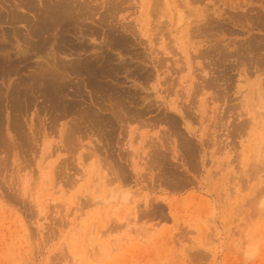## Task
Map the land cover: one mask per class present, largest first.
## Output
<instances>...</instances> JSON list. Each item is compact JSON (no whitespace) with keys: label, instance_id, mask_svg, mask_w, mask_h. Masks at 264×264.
Returning a JSON list of instances; mask_svg holds the SVG:
<instances>
[{"label":"rangeland","instance_id":"rangeland-1","mask_svg":"<svg viewBox=\"0 0 264 264\" xmlns=\"http://www.w3.org/2000/svg\"><path fill=\"white\" fill-rule=\"evenodd\" d=\"M43 1L45 0H36L39 6L37 4L38 8H35H42L41 2ZM241 1L243 0H236L239 4H243ZM260 1L249 0L247 9L237 8L235 10L239 13H249L247 16L251 15L252 18L256 17L257 13L261 16L264 13V0ZM20 2L19 0H0V16L2 17L0 21L1 19L2 21L8 20L7 15L11 17L13 13L18 11L21 15H28L27 17H30L29 20H32V23L35 22L37 19L35 12L33 13L31 8L30 11L27 9L29 7L21 3L24 6L22 7ZM109 2L115 5L112 7L114 10ZM166 2L160 0L159 4L150 5L147 9V7L143 8L144 0H97L95 3L93 2V6H96V11H98L97 15L93 19L86 20L85 23L91 24L95 29L99 27L97 28L99 36L92 38L91 34L88 36L86 29H83L86 33L83 37L82 28L85 27L80 22L81 28L77 22L74 24L75 31L67 33L66 44L61 42L63 45L57 46L65 53H71H69L70 56L67 55L69 58L64 57L65 60L63 59L68 65V60L71 58L72 62L70 61V63L76 60L75 64L79 61L78 64L81 65H84L83 59L85 62L87 58L90 60L92 58L96 60L94 63L99 65H95V67L100 68L103 58L111 56L113 58L111 62L121 64L123 68L125 67L124 64L129 63L128 68L140 69V71L149 74L148 78L136 79L131 77L130 73L127 76V71L125 69L123 71L121 68L119 72H116L117 75L113 71L110 77L102 76L101 80H105L106 83L118 82L117 85L120 88L134 90L136 93L134 95L136 100L133 99L134 109L145 111L146 115L142 120L146 124L151 121V124L148 123V125H144L143 122L130 121L127 122L130 125L128 128L126 125L120 127L121 124L125 123H117L116 134H114L109 145L98 134L90 136L87 128L90 130L92 125H88V122H80L79 118H76L77 109L83 110L89 107L87 105L94 106L95 104L96 106L99 104L97 102H102L101 93L91 91L87 85L86 81L88 80L83 77L84 72V75H79V77L67 73L68 70L63 71L62 67L59 69L60 66L56 67L58 70L54 68L56 71H60V74H64L62 77H66L67 81L71 83L73 80L74 84H79L80 89L82 88L79 91L82 92L83 96L79 92L80 95L77 93L78 96L76 94L77 97H74L71 94L72 91H69L70 95L63 97L66 101L68 99L67 102L73 101V98L77 102L81 96L78 106L83 103L82 106H79L81 108L77 106L76 110L70 108L71 111L74 110V113L70 111L66 114L61 110L46 108L48 102L39 91H36L37 88L35 91L33 89L23 90L22 85L21 93L24 96L21 94L22 98L17 99L19 101L18 107L21 108L13 110L10 105H6L11 103L8 99L11 98L9 90L12 91L13 88L14 91L16 85L22 81L28 82L31 79L28 77L33 72H37L34 70L38 69L35 68L38 65V56L32 57L31 55L32 59L29 57V61L31 60L30 68L23 67L22 69L21 65L11 66L14 70L12 74L11 67L6 68L8 72L5 68H2L3 71L0 68L2 71L0 74H3L0 75V91L1 93L4 92L6 97L5 100H3L4 98L1 100L3 105L1 104L2 111H0L3 113V115L0 113L2 117L0 123V264H264V190H262L264 187V128L260 125V128L256 124L253 125L256 120L251 114L240 115L239 109H234L235 111L231 109L232 107L228 108L230 111L227 109V106L230 107L233 103L240 105L243 99L242 94L246 92V82L235 69L231 71L234 78L229 84L231 88L230 100L218 99L213 101L211 100L212 95H210L212 94L211 90L205 89L200 92L196 104L202 105L203 102L210 104H208L206 113L207 119H201L200 116H197L198 114L193 117L187 115V112H184L185 114L179 112L173 100L179 101V104L187 102L185 94L187 90L184 86L187 84L189 76L186 71L182 74L167 71L168 68L171 70V67L175 66L174 61L177 58L173 55L176 49L172 53L173 47L169 48L168 46H170L169 43L172 44L171 46L175 44L173 41L175 37L170 35V31L176 22L174 19V17L176 18V10L181 6L182 9H185L187 3L183 0L184 5L181 4L176 8L172 4V0H169L168 4ZM214 2L220 9L228 10L229 0H204L199 3V8H203L205 5L213 7ZM17 3L20 4V7ZM226 5L227 9L224 8ZM259 6H262L261 9ZM103 11L104 13L111 11L112 14L106 22L99 20L100 13ZM144 11H147V18L150 17L149 19L157 26V30L162 33L165 32L163 33L165 39L162 41L159 36L156 37L154 46L151 45V47L148 42H143L145 37L142 34L137 37L132 31L128 32L123 29V24L128 25V22L140 23V18L146 17L142 13ZM186 12L188 13L187 10ZM228 14L227 12L226 14L222 13L221 16ZM2 21L0 28L2 27L4 31L7 29V33H13V29L16 27L14 24H18L16 29L19 33L21 31L19 34L21 37H17L23 44L18 42L19 39L16 36L10 34V36L15 37L10 38L9 35H6L8 37L6 47L12 42H16L15 44L12 43L14 47L10 46L11 50L8 47L10 50L8 52L15 57L18 47L21 45L24 47L23 38H27V33L29 34L30 31L23 23L13 22L14 24H12V22ZM252 21L256 22L253 19ZM165 22L169 25L167 26ZM114 23L119 32L130 39L128 43L132 42L131 45H129L130 43L127 44L129 52L109 46L107 34L109 30L106 28L115 26ZM226 23V26L232 31L235 29L233 34L227 32L224 35L227 37H225L226 41L232 37L234 41H240L250 34L255 37H264V29H254L251 33H246L244 32L246 26L243 29L240 27V23L234 20ZM4 31L0 30V35ZM123 32L127 34L125 35ZM176 34L183 37L182 34ZM30 37L29 35L27 40H32ZM202 39L203 37L196 39L193 37L192 40ZM72 43L73 45H71ZM79 43L84 44V46ZM78 44L82 48L77 47ZM85 44H88V50ZM64 45H67L65 46L66 49ZM72 46L75 47V51H72L74 49ZM165 46L169 48H167V53L163 52ZM181 46L182 43L178 40L177 46H175L177 47L176 51L181 52ZM3 52L5 51L2 50L0 54L2 57H6L8 52ZM98 53L99 55H97ZM132 53H139L142 56L139 55V59L136 58L137 56L134 57ZM56 55L62 60L59 54ZM159 57L162 60L158 61ZM49 58L50 56L46 59ZM54 62L50 63L53 64ZM111 62L108 63L109 66L113 64ZM197 64L199 65V63ZM200 72L198 71V73ZM238 85L245 86L241 88L242 94L237 91ZM27 86L31 88L30 85ZM34 87L37 86L34 85ZM23 91H26V94L31 91L28 95L31 97L30 101H27L28 97L25 99L27 95ZM95 95L98 96L95 97ZM95 100L96 103H94ZM104 101L105 103L108 102L105 99ZM212 102L217 105L215 113L219 111L224 118V124H217V127L215 123H212L213 117L208 119L211 115L213 116L211 114L213 111H210L211 106H213ZM20 104L22 105L20 106ZM128 104L130 103L128 102ZM149 104H151V108L148 111L146 109ZM254 108L256 109L254 112L259 113V107L254 106ZM172 118L175 119L173 127L170 126L171 123L169 122ZM244 118H250L249 120L254 122L250 121L252 125L247 127L246 133L228 137L226 134L229 131L233 133L234 123L242 122ZM155 119L161 120L155 122ZM13 121L16 123L14 124ZM75 123H78V127ZM187 124L195 129V134L188 131ZM15 125H21V128L19 129ZM68 131L70 135H68ZM165 131L166 133L169 132V135ZM176 133L177 135H175ZM202 135L205 140L209 139L207 145H202ZM188 137L193 139L198 150V154L195 155L192 163H196L199 168L196 171L190 170V164L185 163L189 167V172L185 165L178 169L175 166V163L180 165L188 160L180 145L187 141ZM152 141H156L158 146L165 143L167 148L170 147V150L168 149L170 157L174 147L179 155L181 152L184 153L185 159L181 163L172 161V157L168 156L170 161L164 163V170L171 172L177 170L178 176L194 178L193 181L195 180L196 183L192 182V184L189 183L184 187L179 186L176 188L177 190L163 181L162 185H156L159 182L157 176H160L158 174L162 171L158 169V166H156L157 169L155 166L149 168L150 162H146L149 160L147 153L155 147ZM94 145L100 146L101 150L95 151L97 146ZM108 146L110 151L107 149ZM86 149H90L88 151L93 149L98 157H96L97 155L87 156L84 154V152H88ZM106 150L109 151H107L109 160L113 161L116 169L119 165L125 169L126 175H128L126 180H123L124 178L122 174L120 176L119 172L115 176L113 171L111 172V169L107 168L108 164L104 160L107 154L105 153ZM80 154L83 159H79ZM202 155L204 156V163H201ZM182 158L184 157H180L179 160L181 161ZM135 165H137V171ZM107 176L109 180L105 178ZM170 178L172 176L168 177V179ZM153 183H155L154 186ZM181 183L183 182L181 181ZM171 198H174L172 211L169 208Z\"/></svg>","mask_w":264,"mask_h":264},{"label":"bare ground","instance_id":"bare-ground-1","mask_svg":"<svg viewBox=\"0 0 264 264\" xmlns=\"http://www.w3.org/2000/svg\"><path fill=\"white\" fill-rule=\"evenodd\" d=\"M96 1L97 0H45V1L41 2V4H43L42 8L37 9L39 4L36 2V0L35 1L34 0H19L20 4L21 3L25 4V6L29 7V8L26 7L27 9L30 10V8H31L33 10L32 12L33 13L35 12V14L37 16V19H36L37 21L35 20V22L32 23L31 22L32 20H29L30 17L28 18L27 14H26L27 16H25L23 14L21 15L20 12L17 11V13H16L14 10H12V11L15 12V13H13L11 11L13 13L11 17L7 15L8 20L4 19L2 21V19H1V21L4 22L6 20L5 21L6 23H9V22L11 23L12 22V24L18 23V22L19 23H23L25 26H27L28 30L30 31L29 34L27 33V35L28 36L30 35L32 37V38L30 37L32 40H27L28 36H26L27 38H23L24 47H22V45L19 46L17 51H16V53H15L16 56L13 57V56H11L12 54H10V52H8V51L11 50L10 46L12 45V43L15 44L16 42H12L11 45H9V46L7 45V47H6V41H7V38H8L6 35H9L10 38H15L14 36H16V38L19 39V37H17V36H20L19 34L21 33V31L19 33V31L16 29V28H18L17 27L18 24L17 25L14 24L16 27L13 29V33H10V32L7 33L6 32L7 29L4 31V29H2V27H1L0 30L4 31V33L2 32L3 34L0 35V52L3 50V51H5L3 53H6V52H8V53H6L7 55L5 54L6 57H2V55L0 54V68L1 69L2 68L6 69L8 67L10 68L11 66L17 67V66H20V65H21L22 69H23V67L24 68H30L31 67L30 66V63H31L30 61L31 60L29 61V57L31 55H32V57L33 56L34 57L38 56L39 57V58H37V59H39V60H37L38 65H36V67H35V68H38V69L34 68L35 69L34 71H37V72H35V73L33 72V74L28 77L29 79L31 78L30 79L31 82H30V80L29 81L27 80L28 82H30L29 84H27L28 82L25 83V81H22V82L20 81L21 83L16 85L17 88H16V86L14 87V91H13V88H12V91L9 90L10 91L9 94H11V98L9 97L8 99H10L9 102H11V103L10 104L8 103L6 105L7 106L10 105L11 106L10 108L13 109V110H16L17 108L18 109L21 108V107H18L19 101L17 99L22 98V96H21V94H22L21 93L22 92V90H21L22 86H23V90H25V89H33V91H35V88H37L36 91L37 92L39 91L41 96H43V98L48 102V105H46L47 106L46 108H49V109L51 108V109L56 110V111L57 110H61V112L66 113V114L70 113V111H71L70 108H74V110H76V108L78 106V103H80L79 101H81V100H79V99H81V96H80V98H78L77 102L74 101V98L72 99L73 101L67 102L68 99L66 101V99L64 100L63 97L64 96L67 97L66 95L69 96L70 95L69 91H72L71 94L74 95V97H75L77 93L79 94V92H80L79 89H80L81 86L79 87V84H74L73 80H72L71 83L69 81H67L66 77H62L64 74L62 75V73L60 74V71L59 72L56 71V70H58V68H56V67L60 66L59 69L62 67L61 69L62 70L64 69L63 71L66 72V70H68L67 73H71L72 75L74 74V75H77V76L82 75L83 72H84L86 77H85L84 74H83L84 75L83 77L88 80V81L85 80L87 82V85L91 88V91L93 90V91H96L95 93H98V92L101 93V97H102L101 101L102 102H100V101L97 102L99 104H97L96 106H95V104H94V106L87 105L89 107L88 108L85 107L86 109H83V110H81V109L78 110L77 109L76 110L77 111V113H76L77 117L76 118H79L80 122H82V121L85 122V123L88 122V125H90V126L92 125L91 127L89 126L90 130H88L89 128H87L85 126L87 128V131L90 132V136H93L94 134H98L99 137L101 139L106 140L107 144L109 145V144H111L110 142H111L112 138L114 137V134H116V125L121 124V123H125V124H121V126L120 125L119 126L122 128L124 125H126L127 128H128L130 125L127 122H130V121H132V122L133 121L143 122V124L145 125L146 122H144L142 120V118L146 114H145V111H143V110H139L138 109V111H137L136 109H134V107H133L134 100H136V98L134 97V95L136 94L134 90L122 89V88H120L117 85L118 82H114V83L110 82L111 84L110 83H106L105 80H103V81L101 80L102 76L106 75L107 77H110V75L113 74L112 73L113 71L115 72L114 74H116V72L117 71L119 72L121 68H122V70L125 69L127 71V76L130 73L131 74L130 76L133 77V78H136V79L148 78L149 74H146L145 72L140 71V69L128 68V64L129 63L128 64L127 63L124 64L125 67L123 68V65L119 64V65H121V66H119L117 63L115 64V63L111 62L112 59H113L111 56H105V58H103V62L102 63L100 62L102 60L101 59L102 57L100 58L101 59L100 61H97L98 63L100 62L103 65H104V62H106L104 66L102 65V67H101V64H100V68L95 67L96 64L94 63V61L96 62V60H93L92 58H91V60L89 58H87V59L85 58L86 59L85 62L83 61L84 60L83 59L82 62L84 63V65L78 64V63H80L79 61H78L77 64H75L76 60L73 61L74 64L70 63L72 58H71V60H68L69 61V65L67 63H65L66 61L65 62L63 61L64 57L67 58L68 56H70L69 55L70 52L69 53L68 52L65 53V51L61 50L60 47H57V46L59 44L61 45V42H63V43L67 42L68 39H67L66 35H68L67 33H70V32L73 33V31H75V27H74L75 23L77 24V22H79L78 24H80V22H81V24H83L84 27H85V28H82V25L80 24L81 28H82V30L86 29V33L88 34V36L90 34H91L92 38H94L97 35L99 36V34H98L99 31L97 29L99 27H97L95 29L91 24L88 25V23H85L86 20L91 19V18L93 19L94 16L97 15L96 14L98 12V11H96L97 8H96V6H93V2L95 3ZM153 1H154V3H153ZM168 1L169 0H164V2H166L167 4H168ZM185 1L187 3L186 6H185V9L188 11V13L186 12L185 9L181 8L182 6L179 7V5H181V4L184 5L183 0H172V4L176 8L177 7H179V8L176 10V18L174 17L176 22L174 23V26L171 27V28H173L170 31L171 34L168 33V34L173 35L175 37V39L173 40L175 42V44L173 46H171L172 44L169 43L170 46H168V47L169 48L173 47V49H171V52L174 51L175 49L177 50V47H175V46H177L178 40L181 41L182 46H181V52H178L176 50L174 51V53L172 52L174 57L175 56L177 57L176 60L174 61L175 66L172 65L174 67H171V70H169V68H168L167 71L168 72L169 71H172V72L174 71L175 73H179V74L180 73L182 74L183 72L186 71L187 75L189 76V78H188L189 80H187V84L184 86L185 89L187 90V92L185 93L186 94V98H187V102L185 101L182 104H179L178 103L179 101L177 102L176 100H173V103L179 109V112H183V113L187 112V115L193 116V117H194L195 114H198L197 116H200L201 119H203V118L207 119V114L206 113H207V109H208V104L209 103L207 104V103L203 102L202 105H197L196 104L197 100H198V97L200 96V92L205 90V89L211 90L212 94H210V95H212L211 96V100H213V101H216L218 99L222 100V101L230 100L229 92H230L231 88L229 87V84H230V82H232V80L234 78L232 76L233 74L231 73V71L233 69H235V71L238 73V75L243 77L244 78L243 80L246 82L245 83L246 87L238 85L237 86L238 87L237 91L241 93V91H242L241 88L245 87V91L246 92L245 93L242 92L243 94L241 93L243 95V99L241 100L240 105L236 104V103H233V105H231L230 107L227 106V109L228 108L230 109L231 107H232L231 109H233V110L234 109H236V110L239 109L240 110V115H248V114L250 115L251 114L252 117L256 120V122L254 123L251 120H249L251 117L249 119L244 118L242 120V122L234 123V127L232 129L233 133H231V131H229L228 134H226V135H228V137H230L231 135H233V136L234 135L235 136L236 135H242V133H246V131L248 129L247 127H251L252 123H254L253 125L256 124L259 128H260V126L262 128H264V37H262V36L261 37H258V36L255 37L252 34H250V36H248V37H246V38H244V39H242L240 41H234L233 37L229 38V40L226 41L225 40L226 36H224L227 32H229L228 34H230V33L233 34V32L235 31V29H234V31H232L229 27L226 26V24H227L226 22L230 23L233 20L236 21L237 23H240V25H241L240 27H242L243 29L246 26L247 27L245 29L246 31H244L246 33H251V31L254 30V29L263 30L264 29V13H262L261 16L258 15V13H257L256 17L252 18L251 15L247 16L249 13L248 14H244L243 12L239 13V12H237L235 10L237 8H240V9L246 8L247 9L248 8L247 7L248 4L251 2V1L249 2V0H248V2H247V0L241 1L243 4H239V2H236V0H229V2H230L229 6L228 7H227V5L224 6V8L227 7L228 10L230 9L229 11L226 10L227 8L225 9L226 11H224V9H220L219 6L215 5V2H214V4L212 6L216 7V8H213V7H210V6H206V5H205L206 7L203 5L204 6L203 8H199V3H202V1H204V0H185ZM34 2L36 3V6H35ZM159 2H160V0H152V2H151V0H144L143 8L147 7V9H148L150 5L153 6V4H155V3L159 4ZM110 3H112V2H109V4ZM20 4L17 3V5L19 7H20ZM37 4H38V6H37ZM110 6L112 8L115 5L110 4ZM22 7H24V6L22 5ZM35 7H37V8H35ZM261 7H260V9H261ZM34 8L36 9L35 11H34ZM234 11H236V12H234ZM110 12H108V11L106 13H104V11L102 13L99 12L101 14V16L99 15L100 16L99 20L102 21V22H106L108 17H111V15H112ZM226 12H227V14L229 12V14L222 17L221 14L222 13L226 14ZM142 13H144V16L146 15V17H141L140 18V23L137 22V23H133L132 24L131 22H128V25H124L123 24V27H124L123 29H125L128 32L132 31L133 33H135V35L137 37L142 34V36L145 37V40L143 42L144 43L148 42V44L151 47V45L154 46L156 37L159 36V38L162 41L165 39L164 35H163V33H165V32L162 33L160 30H157L158 29L157 26L149 19L150 17L147 18V15H148L147 11H144ZM9 15H11V14H9ZM0 18H2V17L0 16ZM159 18H160V16H159ZM252 19L255 20L256 22H253ZM158 20L160 21V19H158ZM91 22H93V21L91 20ZM162 22L164 23V21H162ZM244 22H246V23H244ZM123 23H125V22H123ZM165 23L167 24V26L169 25L167 22H165ZM114 25L115 26H111V28H110V26L108 28H106V29L109 30L108 33L106 32L108 34V37H109V41L107 39V41L109 42L108 43L109 46L114 47V48L115 47L119 48L120 51L127 50L129 52L130 50L127 47V44L130 43V42L128 43V41H130V39H127L126 36H124L123 34H121L119 32V29H117V26H116L115 23H114ZM3 28H5V27H3ZM165 28H168V27H165ZM174 31L176 33L182 34L183 37H181V35L180 36L177 35ZM173 32H174V34H172ZM82 33H83V37H85L86 33L84 32V30H83ZM10 34H12L14 36L12 37V36H10ZM79 34H80V32H79ZM1 36H3L2 40H1ZM78 37H79V35H78ZM193 37H195V39L197 37H201V38L203 37V39L194 41V40H192ZM78 39H80V38H78ZM169 40H172V39H169ZM15 41H17V40L15 39ZM21 41H22V39H21ZM56 41L58 42V44H57ZM59 41H60V43H59ZM18 42L20 43V39H19ZM102 43H104V42H102ZM131 43L129 45H131ZM20 44L17 43V45H20ZM79 44H78L77 47L84 46V44L83 45L80 44L81 46H79ZM69 45H70V43H69ZM71 45H73V43ZM87 45H86V49L88 47ZM65 46H67V45H64V47ZM8 47H10L9 48L10 50L8 49ZM72 47H74V46H72ZM101 47L103 48V45ZM167 48L165 46V48H163V52L167 53V50L169 49V48L168 49ZM65 49H66V47H65ZM76 49H78V48H76ZM60 51H63L64 53L63 52L61 53ZM72 51H75V47H74V49ZM46 52H47V54H46ZM51 53H52V56H51ZM60 53L62 55L63 54L64 55L62 56ZM159 53H161V52H159ZM56 54H59L60 57H62V60H61V58H58L59 56H57ZM130 54H131V52H130ZM132 54H134V53H132ZM43 55H46V56L49 55L50 56L49 59L51 60V58H52V60L55 61V62L53 64L50 63V62H53V61L52 60L50 61L49 59H46L49 56L48 57L45 56L46 57L45 58ZM97 55H99V53ZM139 55H140L139 53H136V54H134V57L137 56L136 58L140 59V56H142V55H140V56ZM42 56H43V58H42ZM56 56H57V58H56ZM32 57H30V58L32 59ZM160 57H161V55H160ZM160 57H159L158 61L162 60L161 58H163V56L161 58ZM168 58H170V57H168ZM58 60H59V62H58ZM164 61H165V59H164ZM164 61H163V63H165ZM110 62L113 63L112 65L110 64L111 66L108 65V63H110ZM161 63H162V61H161ZM197 63H199V65ZM39 65H41V66H39ZM96 66H99V65H96ZM161 67H162V65H161ZM1 69H0V72L3 71V69H2V71H1ZM5 69H4V71H5ZM11 69H12V67L10 68V71H11V74H12V72L14 70L13 69L11 70ZM14 69H16V68H14ZM22 69H19V70H22ZM214 69H216V70L213 71ZM125 70H123V71H125ZM200 70H201V72H200ZM6 71H7V69H6ZM32 71H33V69H32ZM198 71L200 73H198ZM21 74H23V73H21ZM121 74H123V73H121ZM164 80H166V79H164ZM222 80H223V83H221ZM170 84H171V81H170ZM27 85H30L31 88H28ZM34 85L37 86V87H34ZM25 87H27V88H25ZM70 88H71V90H69ZM175 89H176V87H175ZM169 90L171 91V89H169ZM25 92H24V94H26ZM3 93H1V91H0V111H2V108H1L2 101L1 100L3 98H4L3 100H5V98H6L5 97V93L3 95L4 97L1 96ZM30 93H31V91H30ZM30 93L26 94L27 96L25 95L26 96L25 99L28 97V95H30ZM78 94H77V96H78ZM80 94H82V92H80ZM91 94H93V93L91 92ZM82 96H83V94H82ZM92 96H91V98H92ZM97 96L95 95V97H97ZM30 98L31 97H28L27 101H30L31 100ZM35 98H37V97H35ZM131 98H132V100H131ZM175 98H177V97H175ZM104 99L106 101H108V102L105 103ZM178 100H180V99H178ZM6 102H7V100H6ZM128 102L130 104H128ZM94 103H96V100H95ZM212 103H213V106H211V110L210 111L211 112L213 111L211 113V114H213V116L211 115L210 118L208 117V119H211V117H213V119H212L213 122L212 123H215V126L217 127V124H220V123L224 124V122H223L224 118H223L222 115H220L219 111H218V113H215L217 105H215L214 102H212ZM81 104H83V103H81ZM21 105L22 104H20V106ZM150 105L151 104L148 105L146 110H148V111L150 110V108H151ZM254 106L255 107L257 106V108L259 107L258 109H259V113L260 114L258 112H254V110L256 111ZM79 108H81V107H79ZM18 111H20V110H18ZM73 111H71V113ZM223 112H225V111H223ZM1 114L3 115V113H1ZM1 114H0V123L2 121L1 120V118H2ZM216 118H218V120H216ZM56 119H54V120L56 121ZM79 120H76V121H79ZM159 120H161V119H159ZM159 120L155 119L154 121L155 122H159ZM169 122L171 123L170 126L173 127L175 119L172 118V119H170ZM15 123L16 122H14V124ZM148 123L151 124V121H148ZM148 123L146 125H148ZM75 125H77V127H78V123L77 124L75 123ZM17 126L18 125H15V127H17ZM20 126H18L19 129L21 128ZM218 126H220V125H218ZM221 126H223V125H221ZM187 129H188L189 132H192L193 134H195V132H194L195 129H193L190 124H187ZM79 130H81V129H79ZM166 131H165V133H166ZM259 131H261V130L259 129ZM182 132H184V131H182ZM165 133H164V135H166L167 133H168L167 135H169V132H167L166 134ZM2 135H3V133H2ZM2 135H1V137H2ZM68 135H70V132H69ZM175 135H177V133ZM170 137H172V136H170ZM211 137H213V136H211ZM205 138H206V136H205ZM152 142L154 143L155 147H154V149H151L148 153L146 152L148 154V156H149V158H148L149 160H147L146 162H150V164L148 166L149 168H151L152 166L153 167L155 166V168H156V166H158L159 167L158 169H160L162 171L161 173L158 174L160 176L156 175L158 177V179H159L158 180L159 182L157 181L158 183L156 185H162L163 184L162 181H163L166 184H168L170 187H174L176 189L179 186H183L184 187V186H187L189 183L192 184V182L196 183L195 180L193 181L194 178H190L188 176H183V177L182 176H178L179 173L177 172V170H175L174 172H171V171H168V170H164V163L166 161H168V160L170 161V159L168 158V156H169L168 154H170V153H168V149L170 150V147L167 148L165 146V143H163V144L160 143L161 145L158 146L156 144V141H152ZM162 142H163V140H162ZM208 142H209V139L205 140L203 138V135H202L201 136L202 145H205ZM149 144H151V143H149ZM180 145L182 146L183 150L185 151V154H186V157L188 158V160H187V162L184 161V164L181 163L185 159V154L184 153L182 154V152H181L180 155H179L177 149H174L175 147L172 148V156H171L172 157V161L181 163V164L179 163L180 165H177V163L174 162L176 164L175 165L176 169H178L179 167H182L183 165H185V168H186L187 171L189 170V167H190V170H194V171H196V169L199 170L198 165L196 163H192L194 161V159H195V155L198 154V150H197V148H196V146L194 144L193 139H190L188 137L187 141L183 142ZM94 146H97V145H94ZM97 149L101 150V147L100 146L95 147V151H97ZM107 149L109 150V146L107 147ZM86 150L88 151L90 149H86ZM108 150H106L105 153H107ZM87 153L84 152V154H86L89 157H93L95 155H97L96 157H98V154L96 152H94L93 149L91 151H88ZM82 155H83V153H82ZM203 155H202L201 163H204V156ZM182 156L184 158H182L181 161H180L179 159ZM81 158L82 157H81V154H80L79 159H81ZM129 158H130V156H129ZM104 160H105V163L109 165V166L107 165V168L109 167V170L111 169V172L113 171L112 173L115 174V176H117L116 174H118V172H119L120 176L122 174V177L124 178L123 180L127 179L128 175H126L125 169L123 167H121L120 165L117 167L118 169H116V166L113 165V161L111 162L109 160L108 153L104 157ZM112 160H115V159H112ZM185 163H189L190 166L189 167L186 166ZM136 166L137 165H135V168H136V171H137L138 169H137ZM98 167H100V166L98 165ZM141 174H139V175H141ZM171 176H172V178L168 179V177H171ZM140 177H142V176H140ZM105 178L108 179L109 177L107 176ZM181 181L183 183H181ZM154 182L156 183V180H154ZM155 183H153V186L155 185ZM148 184H150V183H148ZM262 188H263L262 190H264V187H262ZM259 190H261V189H259ZM140 195H142V194H140ZM171 200L172 201L169 202V208L172 211V209L174 208V206L172 205V202H174V198H171Z\"/></svg>","mask_w":264,"mask_h":264}]
</instances>
